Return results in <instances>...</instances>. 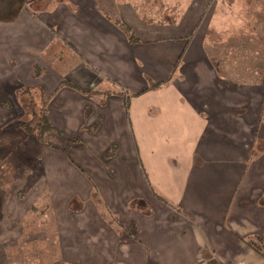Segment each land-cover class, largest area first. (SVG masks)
<instances>
[{"label":"crops","instance_id":"obj_1","mask_svg":"<svg viewBox=\"0 0 264 264\" xmlns=\"http://www.w3.org/2000/svg\"><path fill=\"white\" fill-rule=\"evenodd\" d=\"M42 1L0 23V114L33 104L42 108L45 131L66 143L62 152L42 154L48 184L57 169L69 188L52 189L57 206L99 196L94 210L85 207L96 215L70 220L81 231L75 240L57 228L58 256L72 264H194L200 257L264 264L263 134L257 137L258 126L260 149L242 174L231 170L241 143L228 138L237 121L228 117L226 81L217 80L209 59H199L206 44L183 39L203 12L193 3L204 0H191L171 25H145L131 16L129 0H58L55 10ZM131 20L141 25L134 40L120 28ZM71 58L73 67L59 75L53 67ZM101 65L125 67L133 92L105 87Z\"/></svg>","mask_w":264,"mask_h":264},{"label":"rangeland","instance_id":"obj_2","mask_svg":"<svg viewBox=\"0 0 264 264\" xmlns=\"http://www.w3.org/2000/svg\"><path fill=\"white\" fill-rule=\"evenodd\" d=\"M57 1L42 2L44 7L54 8L59 4ZM129 1L134 7L133 11H130L131 16L142 19L145 25H171L181 22V15H184L187 6L191 5V0ZM193 4L202 8L203 12L200 13L193 32L185 33L183 39L206 44L208 48L196 51L200 53L199 59H209V67L215 70L217 80L226 81L225 88L230 106L228 117L230 123L237 121L230 125L228 138L241 143L235 146L230 168H237L236 171L242 174L248 159L257 153L255 150L260 149L259 140L256 143L254 141L258 126L261 132L258 131L257 137L263 134L261 137L264 139V0H204ZM184 21L189 23V19L184 18ZM55 22L61 26L57 20ZM131 22L134 24L120 23V28L125 30L130 40H134L138 37L134 26L141 25L135 20ZM60 34L56 31L59 39L63 37V34ZM56 45L60 46L58 43ZM64 51L68 50L64 47ZM185 54L187 59L190 50H186ZM106 59L112 62L109 58ZM213 60L217 63L212 62ZM74 63L75 60L71 58L53 68L62 75L71 69ZM101 67L104 71L105 87L121 92H126L128 88V92H133L134 78L126 75L125 67ZM117 68L122 70V76L116 75ZM151 73L159 74V78H162L161 69L156 71L152 68ZM107 78L110 80H106ZM218 89L220 88L217 82L213 90ZM26 100L32 102L29 98ZM31 106L23 113L19 111L14 114L11 110L9 115L0 114V264H72L58 256L57 250L61 242L56 236L57 228H63L62 232L74 233L72 240H75L81 233L74 224L78 221L76 219L80 218V213L90 214L98 206L99 196L91 194L86 202L77 195L74 201L63 206H57L53 202V197L57 194L54 195L52 189L69 188L62 186V172L57 169H53L51 174L54 176L53 186L48 184L47 177L42 176L46 170L42 154L50 153L51 149L62 152V148L67 146L66 143L63 144L62 139H58L57 132L45 131L42 108H35L33 104ZM18 116L20 118L14 121ZM6 119L13 121L4 128ZM233 174L231 172V177ZM88 205L93 209L85 211ZM101 212H97V217L103 219ZM92 214L94 216L96 212L92 211ZM72 219L75 221L71 225ZM90 231L88 227L84 232L89 235ZM85 239L88 238L83 240ZM65 246L69 249L73 247L69 243ZM15 253H20V256H13ZM83 253L82 250V256Z\"/></svg>","mask_w":264,"mask_h":264},{"label":"trees","instance_id":"obj_3","mask_svg":"<svg viewBox=\"0 0 264 264\" xmlns=\"http://www.w3.org/2000/svg\"><path fill=\"white\" fill-rule=\"evenodd\" d=\"M37 0H0V23H13L19 17L23 10ZM160 84H155L153 88L159 87ZM261 204L264 206V183L261 193Z\"/></svg>","mask_w":264,"mask_h":264},{"label":"built area","instance_id":"obj_4","mask_svg":"<svg viewBox=\"0 0 264 264\" xmlns=\"http://www.w3.org/2000/svg\"><path fill=\"white\" fill-rule=\"evenodd\" d=\"M210 261L208 259H205L204 257L198 258L194 264H209Z\"/></svg>","mask_w":264,"mask_h":264}]
</instances>
